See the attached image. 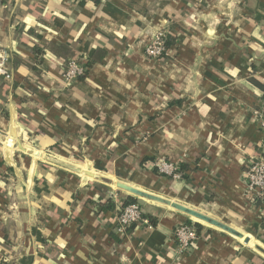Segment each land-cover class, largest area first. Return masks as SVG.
Returning <instances> with one entry per match:
<instances>
[{"label":"crops","instance_id":"1","mask_svg":"<svg viewBox=\"0 0 264 264\" xmlns=\"http://www.w3.org/2000/svg\"><path fill=\"white\" fill-rule=\"evenodd\" d=\"M162 28L168 54L150 59ZM1 47L0 264H264V202L243 180L247 158L264 153L253 114L264 0H0ZM95 52L83 78L63 82L68 60ZM161 158L189 169L171 178L155 169ZM116 181L248 242L152 200L141 208L155 226L118 233V207L136 196ZM186 220L202 229L178 252L172 232Z\"/></svg>","mask_w":264,"mask_h":264},{"label":"built area","instance_id":"2","mask_svg":"<svg viewBox=\"0 0 264 264\" xmlns=\"http://www.w3.org/2000/svg\"><path fill=\"white\" fill-rule=\"evenodd\" d=\"M92 1V0H86ZM96 1V0H94ZM103 2L104 0H97ZM168 39V31L165 28L159 29L153 36V39L144 47V55L150 59L163 58L168 54V47L165 46V41ZM10 57L8 48H0V77L7 79L9 71L7 62ZM86 68L75 60H68L65 64V69L62 73L64 83H70L77 77L84 74ZM254 117L264 130V90L262 93V101L259 107L253 111ZM155 169L166 176L174 179L183 178V172L180 171V166L177 163L167 161L165 159H157L154 161ZM243 180L246 184L247 191L255 202H264V153L260 155H250L247 158L246 166L243 171ZM142 208L135 203L127 204L118 207L116 216V231L124 232L132 223L149 225L147 218L143 217ZM173 239L176 243L178 252L186 250L192 242L197 238L195 229L191 225L181 224L174 228L172 232Z\"/></svg>","mask_w":264,"mask_h":264},{"label":"water","instance_id":"3","mask_svg":"<svg viewBox=\"0 0 264 264\" xmlns=\"http://www.w3.org/2000/svg\"><path fill=\"white\" fill-rule=\"evenodd\" d=\"M85 175H89L91 176V173H84ZM113 183V185H115L116 187L120 188V189H123L131 194H133L134 196H136L137 198V202L141 205L144 204L145 200H152V201H155V202H159V203H162V204H165L167 206H170L171 208H174L178 211H181L187 215H189L190 217H194L196 219H199V220H202L204 221L205 223L213 226V227H216V228H219L237 238H241L243 239L244 242H248V239L244 237L243 233L236 230L235 228L209 216V215H206L196 209H193L191 207H188L186 205H183V204H180L176 201H171L170 199H167L165 197H161L159 195H155V194H152V193H149L147 191H144V190H141V189H137L135 187H132L130 185H127L125 183H122V182H119V181H116V182H111ZM255 248H257L258 250H261L263 253L264 251L262 249H260L259 247L255 246Z\"/></svg>","mask_w":264,"mask_h":264},{"label":"trees","instance_id":"4","mask_svg":"<svg viewBox=\"0 0 264 264\" xmlns=\"http://www.w3.org/2000/svg\"><path fill=\"white\" fill-rule=\"evenodd\" d=\"M170 44H171V41L167 39V40L165 41V46L168 47ZM32 49H33V50L35 51V53H37V54L41 53V49H36V48H32ZM102 56H103V52H102V53H101V52H98V53L95 52V55H93V57L89 58V60H87L85 63H81V64L86 68V70H85V72H84L83 75H81V76H79V77H77V78H83V77L85 76V74H86L88 68H90V67L94 64V62H96L97 60L99 61V60L102 58ZM70 60H71V59H70ZM75 61H77V60H75ZM262 93H263V92H262ZM179 166H180V169H179L180 171H183V170H187V169H189L188 165H186V164H180ZM87 202H88L90 205L98 206V207H101L102 204H103V203H99V202L95 201L94 199H87ZM131 203H135V204H137L139 207H142V206L144 205V204H143V205L139 204V203L137 202V198H136V197L128 196V197H126V198L124 199V201L121 202L120 206H124V205L131 204ZM257 203H258V202H257ZM110 205H111V202H110V203L108 202V205H107V206H110ZM143 217H145V218H147V219L149 220L151 226H155V225H156V223H157V219H156L155 217H153V216H151V215H148V214H143ZM185 223H186L187 225H191V226H193L194 229H195V232H196L197 236H199L200 231H201V229H202V225H200V224L197 223V222H195V223H191L190 220H186ZM138 226H139V224H137V223H132L128 228L133 229V228H136V227H138Z\"/></svg>","mask_w":264,"mask_h":264}]
</instances>
